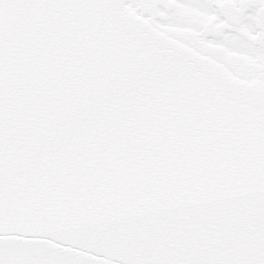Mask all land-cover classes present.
Instances as JSON below:
<instances>
[{
  "label": "snow or ice",
  "instance_id": "6c2138e0",
  "mask_svg": "<svg viewBox=\"0 0 264 264\" xmlns=\"http://www.w3.org/2000/svg\"><path fill=\"white\" fill-rule=\"evenodd\" d=\"M0 264H264V0H0Z\"/></svg>",
  "mask_w": 264,
  "mask_h": 264
}]
</instances>
